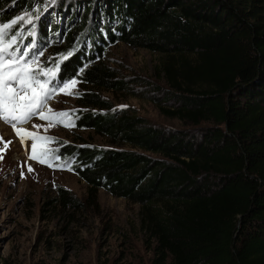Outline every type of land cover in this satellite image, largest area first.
<instances>
[{
  "label": "trees",
  "instance_id": "1",
  "mask_svg": "<svg viewBox=\"0 0 264 264\" xmlns=\"http://www.w3.org/2000/svg\"><path fill=\"white\" fill-rule=\"evenodd\" d=\"M16 1L0 0V23L33 12L34 0L9 10ZM91 2L40 65L59 61V78L79 82L65 122L112 146L55 139L54 162L84 180L94 200L103 188L140 204L160 264H264V0ZM28 26L21 20L9 35ZM48 30L59 31L52 24L34 35ZM121 41L165 56L177 106L163 114L213 125L168 130L110 108L95 90L123 82L100 59Z\"/></svg>",
  "mask_w": 264,
  "mask_h": 264
},
{
  "label": "rangeland",
  "instance_id": "2",
  "mask_svg": "<svg viewBox=\"0 0 264 264\" xmlns=\"http://www.w3.org/2000/svg\"><path fill=\"white\" fill-rule=\"evenodd\" d=\"M83 3L84 0H34L33 12L22 13L29 26L22 28L19 36L33 35L38 27L56 25L59 31L53 35L49 30L45 36L38 33L47 55L55 40L64 41L71 23L83 17ZM20 4L17 0L7 8L17 11ZM164 57L123 41L112 44L100 61L123 84L95 91L109 101L110 108L143 116L159 128L191 130L212 126L206 122L194 125L162 113L161 107L177 106L162 71ZM78 90L79 82L72 89L74 94L55 95L50 108L59 112L76 107ZM33 124L42 127L32 129ZM45 127L47 123L38 120L25 126L68 143L112 146L108 138L93 130L58 124L45 131ZM0 137L11 141L0 153V264H160L155 237L143 226L140 204L103 188L94 200L88 184L75 173L54 161L49 167L28 159L24 145L1 124ZM29 166L33 171L28 170ZM164 264H172L171 258Z\"/></svg>",
  "mask_w": 264,
  "mask_h": 264
},
{
  "label": "snow or ice",
  "instance_id": "3",
  "mask_svg": "<svg viewBox=\"0 0 264 264\" xmlns=\"http://www.w3.org/2000/svg\"><path fill=\"white\" fill-rule=\"evenodd\" d=\"M23 17H17L7 23H0V121L9 124L22 145L28 159L35 160L40 164L52 167L50 161L59 160L55 155L56 149L46 147L55 143V138L40 135L30 129L22 127L28 124L33 118L47 122L45 131L50 127L59 125L70 127L71 122L65 120L71 115L66 111H54L48 106V101L57 94L72 95V89L78 83L76 79L68 81H56L59 71V61L56 68L44 67L39 64V56L43 52L21 51L17 43L19 32L9 35ZM30 22V21H29ZM27 48V46H25ZM71 53H68L70 56ZM61 56L60 59H67ZM32 129H39L41 125L33 124ZM31 141L28 145L27 142ZM11 141H4L0 137V153L7 149ZM3 156L0 155V159ZM61 166V165H58ZM29 171H33L31 166ZM68 170H71L69 168Z\"/></svg>",
  "mask_w": 264,
  "mask_h": 264
}]
</instances>
